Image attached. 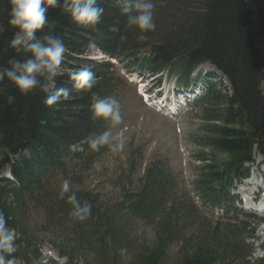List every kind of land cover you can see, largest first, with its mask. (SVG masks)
<instances>
[{
  "label": "trees",
  "instance_id": "16d2710c",
  "mask_svg": "<svg viewBox=\"0 0 264 264\" xmlns=\"http://www.w3.org/2000/svg\"><path fill=\"white\" fill-rule=\"evenodd\" d=\"M197 1L199 11H191L176 0L178 6H173L172 10L181 12L180 18L162 12L158 15L162 18L158 27L159 31L163 30L159 36L163 42H150L146 48L147 56L143 58L139 56L142 49L139 44H134L133 36H129L131 42L127 38L125 40L128 24L119 9L126 0H98L105 9L96 26L98 31L75 23L59 7H50L48 22L36 35L43 39L50 32L58 34L67 48L64 58L92 65L97 77L92 91L98 98H104L112 91V64L82 58L89 45H94L110 58L124 59L140 73L162 74L165 68L171 67L177 83H187L190 72L202 59L228 77L232 88L230 94L227 90L224 96L210 92L206 98L196 102L200 105L201 121L204 120L206 126L202 125L201 129L205 145L197 154L199 171L193 182L201 202L212 211L221 209L222 216L228 221H217L206 239L176 264H224L223 261L233 255V258L240 255L241 264H264V258L252 263L245 260L251 254L249 247L252 245L245 244V241L255 238L254 227L250 224L254 225L256 218H246L250 220L237 223V216L243 213L234 206L235 197L230 193L234 184L246 176L245 163L251 161L254 150L264 155V94L258 89L259 81L264 79V0H251L252 8L248 0ZM10 7V0H0L2 68L11 67L7 63L11 58L23 62L32 56L30 52H17L9 46L17 31L8 24ZM52 21L56 23L54 28ZM163 22L167 24L166 30L162 28ZM62 66L63 62L61 71ZM39 78L44 88L48 78ZM69 80L68 75L52 79L54 88L71 90ZM0 90V175L8 168L11 177H0V208L4 210L7 227L18 234L12 242L15 250L5 258L17 259L21 264H35L38 263V253L30 248L29 238L25 235L19 218L22 210L14 203H7L6 195L20 197L40 184L48 173L62 170L68 160L78 158L79 153L71 151L70 147L82 145L86 148V142L93 135H98L102 120L93 119L91 93L82 90L77 93V98L62 100L51 107L43 102L47 92L38 88L27 95L21 94L7 77L0 83ZM9 94L15 96L12 104H8L6 99ZM213 103H216L214 108ZM164 189L162 179L147 169L144 184L126 199L128 213L141 220L153 219L159 209L162 211ZM76 195L81 204L85 201L90 203L87 196ZM67 196L58 198L57 210L73 208ZM91 212L92 226L80 230V240H91L88 244H97L102 256L107 257L110 264H117L123 229L117 227L113 231L110 225L101 226V219L108 223L111 218L92 208ZM173 212L172 207L165 209L166 219L155 244L139 252L131 264H163L167 249L176 241L175 230L169 222ZM217 246L222 248L221 254ZM68 263H72L71 257Z\"/></svg>",
  "mask_w": 264,
  "mask_h": 264
},
{
  "label": "rangeland",
  "instance_id": "374dc122",
  "mask_svg": "<svg viewBox=\"0 0 264 264\" xmlns=\"http://www.w3.org/2000/svg\"><path fill=\"white\" fill-rule=\"evenodd\" d=\"M175 1L154 0L156 4L154 31L144 32L134 26H127L125 40L127 38L131 42L129 36H133L134 44H139L138 46L142 49L139 52L142 58L147 56L146 48L150 42H163L159 38L163 30L159 31L158 27L162 18L160 19L158 15L162 12L168 16L181 17V12L172 10L173 6H176ZM177 3L183 4L187 10L199 11L197 0H177ZM248 5L253 7L251 0H248ZM162 24V28L166 30L167 24L165 22ZM95 55L94 49L88 47L82 57L89 59ZM62 62L63 76L67 75L69 70L83 66L80 62H73L69 58H63ZM198 63L200 66L191 78L201 76L212 81L215 77L217 84L218 69L216 71L215 68L206 64L209 62L204 59ZM128 64L130 63L124 60H116L113 63L111 69L113 86L108 94V96L116 97L120 102L122 123L112 125L110 121L97 118L102 120V128L98 134L106 130L112 131L114 136L120 134L125 141L123 149L113 153L107 146L100 148L99 151L92 150L90 145L86 148L76 147L75 151L79 152L78 158L68 160L62 170L48 173L41 179L40 184L34 185L20 197L6 195L7 203H14L22 210L19 218L24 226L25 235L29 238L30 248L38 253L36 261L38 263L35 264H51V261L57 264H68L70 257L72 264H110L109 259L102 256L97 244L91 242L88 244L91 241L89 239L80 240V230L92 226V212L87 219L80 221L70 215L73 208L57 210L58 193L63 179H69L71 182V190L65 195L75 192L79 196H87L94 211L111 218L108 223L101 219L99 223L101 226L110 225L113 231L117 227L123 229V233H120L121 247L117 250V264H131L139 252H144L155 244L166 219L164 212L167 208L174 209L169 222L175 230L176 241L167 249L163 264H176L181 257L189 255L199 242L206 239L208 232L215 227L217 221H228L227 217H223L219 212L212 211L203 204L196 196L193 187L199 171L197 154L205 145L201 131L200 110L191 103L194 95H199L204 90L200 78L198 84L190 88L194 90L192 95L186 92L184 87L177 86L171 67L164 69L160 80H152L147 78V74L138 73ZM159 81L161 85L157 88ZM260 83H262L264 94V80L261 79L258 86ZM44 86L48 90L54 87L52 80L49 79ZM70 86V100H72L77 98V93L81 90L76 89L73 82ZM139 89L146 90L151 96L161 90L162 96H166V101L171 100L169 95L174 94V100L182 98L184 106L176 111L178 114L175 116L159 112L144 103ZM224 95L225 92L222 93V96ZM215 104L213 103V108ZM205 124L203 120V125ZM252 160L253 165L248 178H254V181L258 183L259 179L264 182V164H262L264 156L254 153ZM7 169L2 172V178L10 176ZM147 169L165 183L162 211L159 209L153 219L148 221L130 215L126 208V199L144 184ZM244 183L246 181L236 185L233 193L241 200L239 207L245 212L244 215L237 216L239 219L237 223H240V220H247L246 218H250L249 215L258 219V221L254 219V225L250 224L254 227L255 239L245 241V244L249 243V246L252 244L249 247L251 254L245 259L252 263L264 258V226L259 225V219L264 218V213L261 210L249 208L245 204L242 194L243 189L246 188ZM261 189L263 190L258 189V194L264 193V183ZM11 232L15 238L18 237L15 230ZM216 248L221 254L222 248L220 246ZM233 256L224 260V264H241L240 255H235V258ZM13 261L14 264H21L17 259Z\"/></svg>",
  "mask_w": 264,
  "mask_h": 264
},
{
  "label": "clouds",
  "instance_id": "9594fccd",
  "mask_svg": "<svg viewBox=\"0 0 264 264\" xmlns=\"http://www.w3.org/2000/svg\"><path fill=\"white\" fill-rule=\"evenodd\" d=\"M10 5L8 24L17 31L9 41V46L17 52H30L32 56L23 62L15 58L9 59L7 63L11 65L10 68L0 67V83L7 77L24 95L39 88L48 93L43 102L49 107L62 100L70 99L71 92L68 88L44 89L42 80L39 78L47 76L49 80H52L64 75L61 65L67 48L62 37L50 32L43 39H39L36 33L48 22L47 12L50 7H59L62 13L69 15L75 23L98 31L96 26L104 15V7L98 3V0H10ZM155 9L154 0H126L119 11L121 15L126 16L129 26L147 32L156 29ZM51 23L54 28L55 21ZM67 75L76 89L91 93L93 119L102 118L110 121L112 125L122 123L121 106L118 99L114 96L98 98L92 91L97 84L92 65H83L69 70ZM6 99L8 104H12L15 96L9 94ZM124 144V138L120 134L114 136L110 130L93 135L89 141L92 150L99 151L100 148L107 146L113 153L121 151ZM70 190V180L63 179L58 193L59 198L64 199L65 194ZM67 201L73 206L70 213L73 218L83 221L91 214L92 205L87 201L81 204L75 192L67 196ZM14 238L7 227L4 210L0 208V264H14L13 259L5 258L6 254L15 250L12 243Z\"/></svg>",
  "mask_w": 264,
  "mask_h": 264
},
{
  "label": "bare ground",
  "instance_id": "6f19581e",
  "mask_svg": "<svg viewBox=\"0 0 264 264\" xmlns=\"http://www.w3.org/2000/svg\"><path fill=\"white\" fill-rule=\"evenodd\" d=\"M52 83L54 85L53 81H52ZM54 87H55V85H54ZM205 126H206V124H205ZM263 183L264 182L261 181L260 185L262 186ZM244 184L246 185V188L243 189L242 193L244 194V199H246V202H247V205H248V203L250 202V199L253 200V201L255 199V197L252 196V195H251V198H250V194L251 193L255 194L257 192V190L261 188V186L258 187L259 184H258V182L254 181V178L253 179H249L248 178V180ZM257 194H255L256 197L259 196V194L258 195ZM233 196H235V195L233 194ZM261 198H260L261 200L259 199V201H258V202H260L259 205H258V210H261L264 213V195Z\"/></svg>",
  "mask_w": 264,
  "mask_h": 264
}]
</instances>
